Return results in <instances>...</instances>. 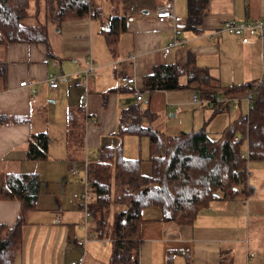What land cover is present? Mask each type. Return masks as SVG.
<instances>
[{
  "label": "crops",
  "instance_id": "0c3cea01",
  "mask_svg": "<svg viewBox=\"0 0 264 264\" xmlns=\"http://www.w3.org/2000/svg\"><path fill=\"white\" fill-rule=\"evenodd\" d=\"M168 1L185 24L187 0H122L121 12L113 0H93L97 12L92 15L65 19L58 25L48 22L46 42H0V176L35 173L41 180L34 207L26 212L21 245L12 264H89L85 259L88 249H94L92 244L99 241L104 246L109 241L94 220L85 227L74 194L84 191L87 164L102 148L120 145L123 157L136 159L126 149V138L135 137L136 149L141 137H147L118 135L122 113L131 105L148 108L152 115L143 116L141 125L167 138L203 127L210 138H217L237 116L230 105L214 113L210 101L198 97L193 102L196 92L186 87L151 94L141 89L142 100L137 101L121 75L133 76L141 87L142 78L155 65L184 62L192 55L197 65L207 67L224 86L261 77L264 39L242 42L235 35L215 30L225 19L264 17V0H207L199 30L183 27V42L164 56L162 48L173 37L172 25L158 21L154 11ZM110 16L125 17L126 23L112 46L105 37ZM89 54L95 68L87 83V96L81 100L83 88L73 83ZM51 75L59 78L56 88L49 86ZM25 79L29 85L20 86ZM178 81L185 85V75ZM39 132L48 137L47 157L29 159L27 141ZM71 167L77 172L71 173ZM248 167L246 209L241 192L211 200L190 224L164 221L157 207L144 208L138 264H264V243L259 237L252 241V248L247 239L241 245L248 235L249 212L254 208L256 217L264 215V161H250ZM140 170L151 173L148 157L141 159ZM69 173L78 176L72 183ZM21 206L19 198L0 195V225L12 226ZM94 232L98 238L91 237L82 246L75 243V238ZM234 249H238V257ZM89 262L99 264L94 258Z\"/></svg>",
  "mask_w": 264,
  "mask_h": 264
},
{
  "label": "trees",
  "instance_id": "16d2710c",
  "mask_svg": "<svg viewBox=\"0 0 264 264\" xmlns=\"http://www.w3.org/2000/svg\"><path fill=\"white\" fill-rule=\"evenodd\" d=\"M206 10L207 0H187L184 29L198 31ZM96 12L93 0H0V42H46L48 22L58 25L65 19ZM124 18L110 16L105 36L109 46L125 28ZM181 75L186 77L185 85L178 81ZM182 87L209 100L214 113L229 107L226 99L239 101L247 94L251 95V108L246 114L238 113L217 138H210L204 127L167 138L141 125L143 116L152 115L148 108L141 110L133 104L123 111L118 135L147 137L151 173L141 172L140 158L123 157L120 145L102 148L99 156L87 164L86 179L99 206V230L110 242L106 264H138L144 208L157 207L164 221L190 224L211 200L244 193L248 171L246 160L240 157L243 138H247L248 161H264V85H257L256 79L221 85L207 67L197 65L189 55L184 62L155 65L142 78L140 88L151 94ZM217 97L223 99L219 101ZM237 135L241 138L235 139ZM47 146L45 132L32 134L27 141V158L45 159ZM40 182L35 173L0 176V195L17 197L22 202L13 225H0V264L13 262L21 245L26 212L34 207Z\"/></svg>",
  "mask_w": 264,
  "mask_h": 264
},
{
  "label": "built area",
  "instance_id": "2783aa9c",
  "mask_svg": "<svg viewBox=\"0 0 264 264\" xmlns=\"http://www.w3.org/2000/svg\"><path fill=\"white\" fill-rule=\"evenodd\" d=\"M155 17L158 21H168L172 25V32L173 37L172 39L162 48V53L164 56H168L170 49L175 46L179 45L183 42V40L180 38V34L182 31V28L184 27V21L183 19L177 15L174 12L173 4L171 1L166 2L164 5L159 6L154 11ZM226 32L232 35H235L240 38L242 42H248L251 38H257L259 40L264 39V17L262 18H245L243 20H233V19H225L223 20L217 29L215 30V33H221ZM86 63L84 67L79 70L77 73H75V80H74V86L83 88V94L80 96L81 100H85L87 96V83L89 80V77L93 74L94 71V64L93 59L91 55L86 56ZM120 80L132 87V92L137 101L142 100V91L140 86L137 85L135 78L133 76H127V75H121ZM59 78L56 75H51L49 77V86L52 88H56L58 85ZM30 81L25 79L21 82H19L20 86H27L29 85ZM257 85H264V65H263V73L261 77L256 79ZM223 98H220L217 100H222ZM251 95L247 94L245 97L242 98V100L246 101L247 104V111L248 113L249 109L251 108L250 104ZM193 102H198L199 98L197 96V93H194L192 96ZM206 101H209L205 99ZM229 105L233 107H239L240 100L238 99H229ZM177 110V108H175ZM245 113V114H246ZM235 139H240L241 136H235ZM245 146L242 149L240 153V157L246 160L247 168H248V148H247V138H243ZM246 168V170H247ZM71 173H76L77 169L74 167L70 168ZM248 171V170H247ZM87 175L85 173V189L81 194H74V196L77 199L78 206L81 208L84 214V225L87 226L88 221L94 220L97 225L99 224V218H100V212H99V206L98 203L93 199L91 195V191L88 186V182L86 179ZM98 238L97 233H91L90 236L85 235L82 238H75V243L77 245H84V243L90 239V238ZM105 243V240H104Z\"/></svg>",
  "mask_w": 264,
  "mask_h": 264
},
{
  "label": "rangeland",
  "instance_id": "374dc122",
  "mask_svg": "<svg viewBox=\"0 0 264 264\" xmlns=\"http://www.w3.org/2000/svg\"><path fill=\"white\" fill-rule=\"evenodd\" d=\"M113 1H114V5H116L118 7V11L121 12L123 9H122V6L119 4L122 3V0H113ZM241 102H242V104H241ZM229 109H230V111H236L235 115L238 113L245 114L247 111L246 101L241 99L240 100V107H238V106L233 107L230 105ZM123 137H125V136H123ZM134 138L135 137H132V140L131 139L127 140L129 138L128 137L126 138V141H128L127 143L129 145V147L127 146L126 149L128 152H133L136 154V157H132V158H140V159L145 161L149 155L148 146H147V139L145 137H141V142L137 143V145H136L137 148L135 149V148H133V146H135V145H133V139ZM138 146H139V149H138ZM244 146H245V143H244ZM247 170L249 172L250 168L248 167ZM77 178H78V176H74V175L69 173V179H70L71 183L73 182L72 179H77ZM248 179H249V174L247 176V180ZM246 188H247V186H246ZM245 192H246V189H245ZM245 192H244V194H245ZM241 194H242V192H241ZM248 199H249V195L246 193L243 196V200L245 201L244 202L245 205H243V206L245 209L248 208V205H247ZM241 202L243 203V201H241ZM249 208L251 210V206H249ZM253 210H254V208L251 210V212H249V230H248V235H246L245 238L243 239L244 242L241 244L242 247H244V245L246 244L245 239L249 240L248 244H249L250 248H252V244H253L252 241L256 237H259V241L261 243H264V215L261 217H256L254 215V213H252ZM246 220H248V215H247ZM246 224L248 226V221ZM92 245H94V249H90V248L88 249V254L86 255L85 262H88L89 264H91L92 262H89V261L93 260V258H94V259L99 261V264H106V261L109 257V253H110V242L107 241L106 245H104V246L99 241L94 242ZM234 251H235L236 256L238 257V255H237L238 249H234Z\"/></svg>",
  "mask_w": 264,
  "mask_h": 264
}]
</instances>
